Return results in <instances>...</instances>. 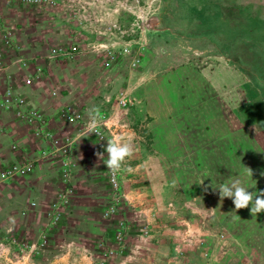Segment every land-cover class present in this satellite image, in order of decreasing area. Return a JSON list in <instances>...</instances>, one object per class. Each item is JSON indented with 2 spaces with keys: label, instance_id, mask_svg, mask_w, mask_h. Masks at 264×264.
<instances>
[{
  "label": "crops",
  "instance_id": "1",
  "mask_svg": "<svg viewBox=\"0 0 264 264\" xmlns=\"http://www.w3.org/2000/svg\"><path fill=\"white\" fill-rule=\"evenodd\" d=\"M163 1L208 19V0ZM4 6L0 0V28L9 22L2 18L8 17ZM28 33H16L15 47L0 65V96L11 87L23 96L22 107L39 116L23 118L16 107L0 105V169L32 162L29 172L0 179V264H57L51 259L57 249V259L82 263L94 255L96 264H264V211L236 210L218 190L237 179L254 194L264 190V112L259 100L257 116L252 105L245 108L239 71L225 77L208 58V41L202 55L155 70L146 63L103 67L95 57H55L48 39L37 42ZM230 77L235 81L228 87ZM120 89L125 106L116 100ZM67 105L84 119L98 106L108 130L98 136L82 121L64 119L60 110ZM39 124L55 144L36 132ZM115 135L133 145L125 163L132 171H120L118 211L104 217L110 194L105 148ZM64 158L70 161L65 178ZM59 193V215L52 221L50 206ZM120 219L125 228L117 243ZM36 242L45 245L43 263L23 255Z\"/></svg>",
  "mask_w": 264,
  "mask_h": 264
},
{
  "label": "rangeland",
  "instance_id": "2",
  "mask_svg": "<svg viewBox=\"0 0 264 264\" xmlns=\"http://www.w3.org/2000/svg\"><path fill=\"white\" fill-rule=\"evenodd\" d=\"M163 3V0H3L8 17L2 18L9 22L0 28V34L6 28L16 40V33L30 32L27 37L32 36L34 41L48 39L52 44L48 47L49 54L71 61L95 57L103 67L127 62L138 69L146 63L147 68L155 70H164L166 64H170L167 68H173L187 57L202 55L203 44L208 41V58L221 66L225 77L233 69L244 76L245 108L252 105L249 111L257 116L255 102L259 100L264 112V0H208V19L197 15L201 22L189 6L164 7ZM11 16H20L22 20L12 22ZM161 25L169 28L164 30ZM107 50L114 54L109 64L104 63ZM142 56L145 58L140 63ZM212 73L217 74L208 70V74ZM234 81L231 77L227 79V86ZM119 92L127 101L122 89L117 90L116 97ZM253 97L257 99L254 101ZM36 245L37 248L27 249L23 255L29 262L43 263L45 245L37 242ZM57 250L51 257L57 264H96L94 255L86 256L84 263L71 257L62 261L57 259L60 258Z\"/></svg>",
  "mask_w": 264,
  "mask_h": 264
},
{
  "label": "built area",
  "instance_id": "3",
  "mask_svg": "<svg viewBox=\"0 0 264 264\" xmlns=\"http://www.w3.org/2000/svg\"><path fill=\"white\" fill-rule=\"evenodd\" d=\"M15 47V43L12 40V37L10 35V33L8 32V30L6 28L3 29L2 33L0 34V65L2 64V60L4 58V53H8L10 50H13ZM108 53V58L104 61L105 64H109V62L112 60L113 57V52L111 50H107ZM137 58H135L134 61H136ZM26 81H29L28 78H26ZM116 100L118 102V104L120 106H125L126 105V100L122 94V92H119ZM24 102V98L23 96H21L18 93L13 92L12 88L9 86H6L2 95L0 96V105H3L5 107L8 106H14L16 107V114L19 115L20 117L23 118H31V117H39L37 112H35L32 109H25L22 107V104ZM102 116H103V120L98 124L97 127V133L93 132L94 134L101 136L104 134V132H106L108 130V125H107V115H105L104 112H101ZM60 114L63 116L64 119H67L69 121H74V120H79L82 121L84 123V125H86V127H88V122H89V118L88 119H84L82 117V113L76 110H73L69 105L64 106L61 108L60 110ZM41 121V120H40ZM41 124L38 125L37 127V133L43 135L44 137H47L48 139H50V141H52L54 144L56 143V138H54L53 134L48 131V130H43L42 127H40ZM69 151V143L67 141V139L65 140V142L61 145L60 147V153L61 155H65L67 154ZM69 160L67 158L62 159V176L63 178L68 176V165H69ZM32 169V162L30 160L27 161H13L9 164H7L4 168L0 169V179H4V178H10L13 177L15 174H24L29 172ZM119 173H112L110 170H108L106 168V179L107 182L109 184V200L108 202L105 204V208L102 211V215L104 217H108L114 213H116L118 211V197L120 196V177H119ZM62 193L58 194V197L56 200L51 202V220L55 221L56 219H58V215H59V202L62 199ZM124 228H125V224L123 222L122 219H120L119 221V228L116 232V241L117 243H120L122 236H123V232H124ZM107 253H111L112 250L111 249H106L105 250Z\"/></svg>",
  "mask_w": 264,
  "mask_h": 264
},
{
  "label": "clouds",
  "instance_id": "4",
  "mask_svg": "<svg viewBox=\"0 0 264 264\" xmlns=\"http://www.w3.org/2000/svg\"><path fill=\"white\" fill-rule=\"evenodd\" d=\"M88 129L90 133H97L98 124L103 120L102 113L98 106H93L88 110ZM107 153L106 168L112 173L120 171L131 172L130 167H125L126 161L133 155V145L121 135H115L107 140L105 148ZM103 156L102 153H98ZM246 174L252 177V169L246 167ZM220 199L230 198L236 210L248 209L250 206L251 215H257L264 211V190L255 194L244 187L239 179L230 184H222L219 188Z\"/></svg>",
  "mask_w": 264,
  "mask_h": 264
}]
</instances>
